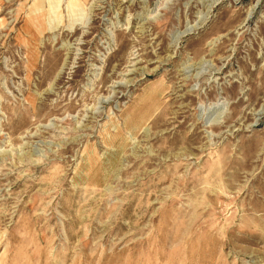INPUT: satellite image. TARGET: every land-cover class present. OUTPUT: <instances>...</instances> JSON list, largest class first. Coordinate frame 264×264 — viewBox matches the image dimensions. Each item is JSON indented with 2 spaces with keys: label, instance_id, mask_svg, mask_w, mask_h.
Here are the masks:
<instances>
[{
  "label": "rangeland",
  "instance_id": "rangeland-1",
  "mask_svg": "<svg viewBox=\"0 0 264 264\" xmlns=\"http://www.w3.org/2000/svg\"><path fill=\"white\" fill-rule=\"evenodd\" d=\"M0 264H264V0H0Z\"/></svg>",
  "mask_w": 264,
  "mask_h": 264
}]
</instances>
